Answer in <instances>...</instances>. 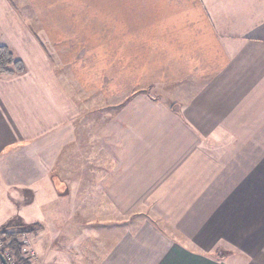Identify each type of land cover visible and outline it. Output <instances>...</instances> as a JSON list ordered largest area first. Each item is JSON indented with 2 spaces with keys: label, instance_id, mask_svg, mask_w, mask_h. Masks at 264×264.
<instances>
[{
  "label": "crops",
  "instance_id": "0c3cea01",
  "mask_svg": "<svg viewBox=\"0 0 264 264\" xmlns=\"http://www.w3.org/2000/svg\"><path fill=\"white\" fill-rule=\"evenodd\" d=\"M0 46L32 264H264V0H0Z\"/></svg>",
  "mask_w": 264,
  "mask_h": 264
},
{
  "label": "trees",
  "instance_id": "16d2710c",
  "mask_svg": "<svg viewBox=\"0 0 264 264\" xmlns=\"http://www.w3.org/2000/svg\"><path fill=\"white\" fill-rule=\"evenodd\" d=\"M25 67L20 60H16L6 46H0V76H16L24 73ZM38 230L37 226L15 228L11 225L0 229V236L9 239V247L14 252V260L18 264H31L21 256V246L18 238L23 234H31Z\"/></svg>",
  "mask_w": 264,
  "mask_h": 264
},
{
  "label": "built area",
  "instance_id": "2783aa9c",
  "mask_svg": "<svg viewBox=\"0 0 264 264\" xmlns=\"http://www.w3.org/2000/svg\"><path fill=\"white\" fill-rule=\"evenodd\" d=\"M20 241H21V246L25 249L24 254L26 255L25 257L26 260H28L32 264L36 259L37 254L35 250L32 248L30 240L26 238V235H24ZM0 253L5 258L8 264H18L14 260L13 250L9 247V244H7L5 240L2 239L1 236H0ZM0 264H2L1 261Z\"/></svg>",
  "mask_w": 264,
  "mask_h": 264
},
{
  "label": "rangeland",
  "instance_id": "374dc122",
  "mask_svg": "<svg viewBox=\"0 0 264 264\" xmlns=\"http://www.w3.org/2000/svg\"><path fill=\"white\" fill-rule=\"evenodd\" d=\"M1 195V194H0ZM4 199V200H3ZM3 199H0V221H2V220H4L5 219V221H6V219H8V217H11L12 215H10L9 216V214H10V211H8V210H10V208L14 205V204H12V202L11 201H8V195L7 194H5L4 195V197H3ZM2 200V201H1ZM10 200V199H9ZM15 224H17V223H15ZM13 225V224H12ZM11 225V226H12ZM14 227V226H13ZM16 228H18L17 226H16ZM24 235H26V238H28V235L27 234H23V235H21L19 238H18V241H19V244H20V246H21V239L23 238V236ZM2 239L3 240H5V242L7 243V244H9L10 243V241H9V239H6L5 237H2ZM29 239V238H28ZM24 248L21 246V256L24 258V259H26L25 257H26V255L24 254Z\"/></svg>",
  "mask_w": 264,
  "mask_h": 264
},
{
  "label": "water",
  "instance_id": "95a60500",
  "mask_svg": "<svg viewBox=\"0 0 264 264\" xmlns=\"http://www.w3.org/2000/svg\"><path fill=\"white\" fill-rule=\"evenodd\" d=\"M0 261H1L2 264H8L1 253H0Z\"/></svg>",
  "mask_w": 264,
  "mask_h": 264
}]
</instances>
